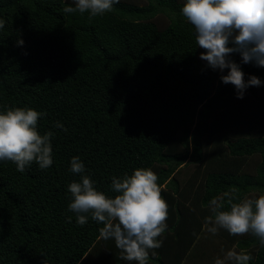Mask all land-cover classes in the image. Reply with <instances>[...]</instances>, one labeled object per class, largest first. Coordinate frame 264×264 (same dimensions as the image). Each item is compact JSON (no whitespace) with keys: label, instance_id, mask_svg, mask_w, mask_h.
<instances>
[{"label":"trees","instance_id":"1","mask_svg":"<svg viewBox=\"0 0 264 264\" xmlns=\"http://www.w3.org/2000/svg\"><path fill=\"white\" fill-rule=\"evenodd\" d=\"M184 3L119 0L90 17L63 11L74 0H0V111L32 108L43 113L39 134H54L50 167L0 161V264H136L100 237L102 224L81 226L68 211V185L82 175L70 171L75 156L113 198L112 177L156 173L168 219L147 264H215L231 249L264 264L251 233L205 226L211 199L264 195V67L233 55L245 81L262 82L237 99L220 79L228 70L199 58Z\"/></svg>","mask_w":264,"mask_h":264},{"label":"clouds","instance_id":"2","mask_svg":"<svg viewBox=\"0 0 264 264\" xmlns=\"http://www.w3.org/2000/svg\"><path fill=\"white\" fill-rule=\"evenodd\" d=\"M118 3L119 0H74L75 7L66 6L63 11L102 16ZM181 13L194 27L196 43L204 50L199 58L214 71L228 70L220 79L234 86L237 99H243L248 87L261 86L255 75L245 81L240 65L232 57L239 54L243 64L264 67V0H185ZM4 24L0 19V29ZM42 115L32 108L6 107L0 111V161H12L20 172L33 161L41 169L52 165L50 141L54 134L49 131L42 136L37 131ZM55 127L67 131L58 121ZM70 164L71 172L82 174L80 182L68 185L73 198L68 211L76 215V222L83 226L90 216L103 225L100 237L114 240L122 259L147 264L149 250L162 246L163 241L157 238L167 229L168 219V204L161 195L156 173L150 168H137L131 175L112 177L111 191L116 194L113 198L98 191L90 176L83 175L85 166L78 156L72 157ZM224 196L227 201L217 197L209 202L212 215L205 218L207 231L215 235L223 229L232 236L251 233L264 247V195L238 203L228 193ZM71 219L68 217L69 222ZM251 259L250 254L231 249L223 258H216L215 264H248Z\"/></svg>","mask_w":264,"mask_h":264},{"label":"rangeland","instance_id":"3","mask_svg":"<svg viewBox=\"0 0 264 264\" xmlns=\"http://www.w3.org/2000/svg\"><path fill=\"white\" fill-rule=\"evenodd\" d=\"M71 1H73V0H71ZM162 20H160V21H158V22H161Z\"/></svg>","mask_w":264,"mask_h":264}]
</instances>
